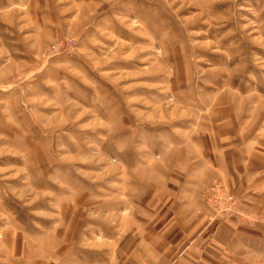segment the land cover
Listing matches in <instances>:
<instances>
[{
    "label": "rangeland",
    "instance_id": "obj_1",
    "mask_svg": "<svg viewBox=\"0 0 264 264\" xmlns=\"http://www.w3.org/2000/svg\"><path fill=\"white\" fill-rule=\"evenodd\" d=\"M0 264H264V0H0Z\"/></svg>",
    "mask_w": 264,
    "mask_h": 264
},
{
    "label": "built area",
    "instance_id": "obj_2",
    "mask_svg": "<svg viewBox=\"0 0 264 264\" xmlns=\"http://www.w3.org/2000/svg\"><path fill=\"white\" fill-rule=\"evenodd\" d=\"M218 186H219V185L217 184V185L215 186V188L217 189V188H218ZM213 196H214V195H213ZM217 197H219V198H220L219 194H218V196H217ZM213 198H214V200H215V199H217V198H216V196H215V197H213ZM213 198H208V199H213ZM228 198L230 199V198H231V196H228ZM216 201H217V200H216ZM212 207H213L215 210H218V209L216 208V206H215V205H214V206H212Z\"/></svg>",
    "mask_w": 264,
    "mask_h": 264
}]
</instances>
